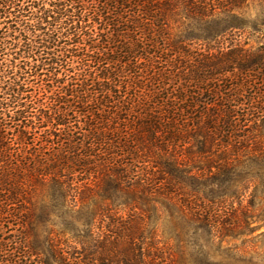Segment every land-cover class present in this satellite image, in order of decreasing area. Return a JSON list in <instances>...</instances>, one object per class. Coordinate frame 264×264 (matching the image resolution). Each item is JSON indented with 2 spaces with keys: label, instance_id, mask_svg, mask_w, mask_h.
Here are the masks:
<instances>
[{
  "label": "trees",
  "instance_id": "trees-1",
  "mask_svg": "<svg viewBox=\"0 0 264 264\" xmlns=\"http://www.w3.org/2000/svg\"><path fill=\"white\" fill-rule=\"evenodd\" d=\"M251 2L0 0V253L7 264H155L154 247L139 244L142 229L130 233L117 218L99 235L97 217L116 207L156 214L162 199L187 215L191 204L165 187L213 204L239 194L235 163L264 151L254 146L264 101L250 100L238 115L226 93L234 90L212 84L234 71L243 86L252 74L264 79V53L224 51L243 49L223 38L245 28L240 10ZM193 43L218 50L192 67L184 49ZM184 85L206 86L228 105L210 115L200 102L201 113L181 116L175 103L188 106ZM221 136L223 159L211 147ZM192 141L199 147L190 153L183 146ZM223 182V193L214 192Z\"/></svg>",
  "mask_w": 264,
  "mask_h": 264
},
{
  "label": "rangeland",
  "instance_id": "rangeland-1",
  "mask_svg": "<svg viewBox=\"0 0 264 264\" xmlns=\"http://www.w3.org/2000/svg\"><path fill=\"white\" fill-rule=\"evenodd\" d=\"M240 14V18H242L240 23L243 20V23H246L245 28L228 31L223 39L240 41L243 49H224V51L264 53V49H262L264 48V0H253L248 6L240 10ZM198 47H200V43H193L184 49L185 55L193 62L192 67L197 66L199 56H207L218 50L197 49ZM179 59L178 65H185L183 62L186 60L178 57L177 60ZM234 73L233 78H223L212 86L222 93H225V89H233L234 96L226 93L235 99V102L230 105L238 104L236 111L238 115H241L248 109L250 100L258 101L261 99L264 101V79L261 80L252 74L253 77L248 82L249 84L243 86L245 81L242 80L241 72L234 71ZM229 75L231 74L229 73ZM183 83L178 81L175 88L181 90ZM240 85L243 86V89L242 86L237 88ZM184 87L187 89L189 97L188 106L175 103L183 111V114L179 113L181 116L184 114L195 116L201 113L200 102L209 104L207 109H209L208 114L210 115L219 114L221 105H228L225 102V97L223 100L221 97L219 100L216 97H210V94L208 95L205 91L206 86H202L201 89L194 85L190 87L184 85ZM197 93L202 96L198 98ZM184 95L185 93L178 92L179 98H184ZM220 96L222 95L220 94ZM212 101H215L219 107L212 108ZM188 107L193 109L188 110ZM254 107L256 109L257 104ZM184 108L186 109L185 113ZM243 135L242 132H238L235 137L240 141ZM256 135L257 144L254 146L264 150V128L261 133ZM217 139L219 141H215L211 147L218 149L216 156L221 155L223 159L222 152L226 150L225 139L222 136ZM243 146H246V143H241V148ZM183 147L186 151L193 153L198 149L199 144L192 141ZM262 155H264V151L263 154L255 156L252 162L241 159L238 164L235 163L237 165L235 166L236 174L233 176L238 181L239 194L233 198L219 200L213 204L202 199L203 195L201 194L188 192L190 196L187 195V191H181L179 186L169 189L165 187L162 190L174 192L176 202L191 204V210H188L187 215L178 212L179 208L173 206V203L167 206L165 199L160 200L161 204L158 205L159 211L156 214L142 213L139 215L138 211L116 207L104 214L105 217H97L95 233L99 235L106 233L110 230L109 226L112 227L117 218L125 223V226L131 231L130 233H134L135 229H142L143 234L139 244L143 248L150 245L154 247L152 256L156 259L155 264H264V157ZM192 160L194 165L201 164H196L197 157ZM203 160L207 159L203 158ZM143 166L149 171L150 165ZM206 166L207 162H204V167ZM227 185L223 182L221 188L216 185L211 186V188L217 194H221L223 193L221 190L225 189ZM197 213L199 216L201 215V218L196 217ZM139 216L142 217L143 221H140L142 219H139ZM207 222L209 225L204 227L201 225H206ZM6 227L4 231L9 232L13 224L6 225ZM153 229L155 235L151 236L150 231ZM16 234L19 235L17 231ZM126 242L125 239L115 242V250L121 251ZM3 263L7 264V260L0 253V264Z\"/></svg>",
  "mask_w": 264,
  "mask_h": 264
}]
</instances>
